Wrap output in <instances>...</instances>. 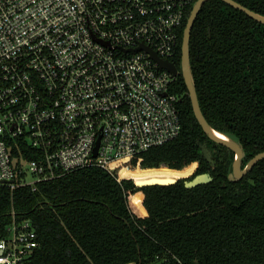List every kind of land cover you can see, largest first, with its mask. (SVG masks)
<instances>
[{"label":"trees","instance_id":"obj_1","mask_svg":"<svg viewBox=\"0 0 264 264\" xmlns=\"http://www.w3.org/2000/svg\"><path fill=\"white\" fill-rule=\"evenodd\" d=\"M233 1L264 16V0ZM189 64L203 116L240 143L244 167L264 152V24L220 0L206 1L190 33ZM171 91L180 98L179 135L131 160L150 169L123 168L118 181L88 167L38 183L35 191L0 187V238L11 212L29 219L37 235L26 264H264V159L240 180H228L234 155L201 130L181 75ZM203 143L213 166L201 155ZM203 173L212 181L192 189L185 179L134 185Z\"/></svg>","mask_w":264,"mask_h":264},{"label":"built area","instance_id":"obj_2","mask_svg":"<svg viewBox=\"0 0 264 264\" xmlns=\"http://www.w3.org/2000/svg\"><path fill=\"white\" fill-rule=\"evenodd\" d=\"M195 1L0 0V187L35 191L88 167L120 181L135 155L175 139L178 75L152 54L174 64ZM10 215L0 264H26L37 235Z\"/></svg>","mask_w":264,"mask_h":264},{"label":"water","instance_id":"obj_3","mask_svg":"<svg viewBox=\"0 0 264 264\" xmlns=\"http://www.w3.org/2000/svg\"><path fill=\"white\" fill-rule=\"evenodd\" d=\"M208 0H196L195 3L191 7V11L189 16L187 17L186 24L183 30L182 35V41H181V58H180V68L176 67L175 64L168 62V61H162L158 59L154 54H152V58L158 63V68L160 69H166L168 72H170L173 76L181 75L183 82L187 88L188 96L191 103V109L194 115L195 120L197 121L198 125L200 126L201 130L205 134V136L210 140L211 142L222 145L223 147L229 149L233 155L234 158L231 163V170L230 173L227 175V179L230 181H237L240 180L244 175H246L259 161L264 159V152L256 154L254 157H252L244 167H241L242 159L244 158V151L242 146L239 142L231 140L230 138H224L220 137L216 134V130H214L206 121L205 117L203 116L197 94L195 89V84L192 78L191 70H190V64H189V39H190V33L194 24V21L203 6V4ZM226 5L239 10L246 14L249 18L252 20L264 24V16L259 15L248 8L242 6L241 4L233 1V0H220ZM98 143V142H97ZM200 151L202 157L210 164L214 165V161L212 158L211 151L208 149L207 145L205 143L201 144ZM96 152V147L94 149V153ZM264 184V178L261 179ZM178 180H174L169 183L165 184H140L138 182H134V185L137 187H143V186H149V185H168V184H174ZM212 181V177L208 173L198 174L195 175L192 179L185 180L184 186L186 189H192L194 187H197L199 185L208 184Z\"/></svg>","mask_w":264,"mask_h":264},{"label":"rangeland","instance_id":"obj_4","mask_svg":"<svg viewBox=\"0 0 264 264\" xmlns=\"http://www.w3.org/2000/svg\"><path fill=\"white\" fill-rule=\"evenodd\" d=\"M195 164V168H197V165H196V163L195 162H192L191 164ZM130 164H132V162H130ZM191 164H189V165H191ZM132 166V168H130V170H140V169H150V168H141V167H134L133 166V164L131 165ZM166 167L165 165H160L159 167ZM188 166V165H187ZM158 167V168H159ZM168 168V167H167ZM152 169H154V168H152ZM181 170V169H180ZM191 177V175H189V176H187V177H182V178H178V179H176V180H179V179H185V180H189V178ZM191 179V178H190Z\"/></svg>","mask_w":264,"mask_h":264},{"label":"bare ground","instance_id":"obj_5","mask_svg":"<svg viewBox=\"0 0 264 264\" xmlns=\"http://www.w3.org/2000/svg\"><path fill=\"white\" fill-rule=\"evenodd\" d=\"M216 134H217V135H219L220 137L227 138V136H226V135H224L223 133H220V132H218V131H216Z\"/></svg>","mask_w":264,"mask_h":264},{"label":"flooded vegetation","instance_id":"obj_6","mask_svg":"<svg viewBox=\"0 0 264 264\" xmlns=\"http://www.w3.org/2000/svg\"><path fill=\"white\" fill-rule=\"evenodd\" d=\"M195 163H196V165L198 166V163H197V162H195ZM195 170H196V168H195ZM195 170H194V171H195Z\"/></svg>","mask_w":264,"mask_h":264}]
</instances>
